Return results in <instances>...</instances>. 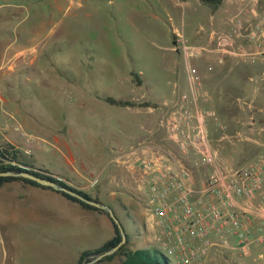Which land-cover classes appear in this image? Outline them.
Masks as SVG:
<instances>
[{"label": "rangeland", "instance_id": "374dc122", "mask_svg": "<svg viewBox=\"0 0 264 264\" xmlns=\"http://www.w3.org/2000/svg\"><path fill=\"white\" fill-rule=\"evenodd\" d=\"M210 15L200 0H0V140L20 147L35 168L78 187L90 182L111 146L128 149L149 128L161 127L160 110L104 98L161 102L173 87L174 70L186 69L181 52L169 49L172 26L189 44L206 47V55ZM120 116L128 121L126 135L120 134ZM214 130L213 148L232 162L237 140H221ZM88 192L98 198L94 188ZM122 200L123 206L112 205L130 238L138 224L128 215V197ZM70 204L61 193L20 180L0 186V264H52L62 244L70 251L72 242L99 245L112 233L106 219L81 228L85 222ZM135 209L146 217L142 205ZM168 262L177 264L170 256Z\"/></svg>", "mask_w": 264, "mask_h": 264}, {"label": "built area", "instance_id": "2783aa9c", "mask_svg": "<svg viewBox=\"0 0 264 264\" xmlns=\"http://www.w3.org/2000/svg\"><path fill=\"white\" fill-rule=\"evenodd\" d=\"M210 37L218 49L256 62L264 56V9L252 19L235 15L228 32L212 30ZM174 39L175 50L188 58L204 48L189 44L179 32ZM189 69L196 92L201 77L196 67ZM205 115L219 121L213 111H203L194 123L187 107L177 119H166L163 125L174 134L180 153L157 147L137 162L146 195V223L166 258L173 257L177 264H219V254L228 247L249 254L254 245H264V156L243 167H228L206 144ZM145 147L140 144L127 151L135 154ZM194 148L200 152L191 166L188 159ZM203 167L209 172L198 181L194 169Z\"/></svg>", "mask_w": 264, "mask_h": 264}, {"label": "crops", "instance_id": "0c3cea01", "mask_svg": "<svg viewBox=\"0 0 264 264\" xmlns=\"http://www.w3.org/2000/svg\"><path fill=\"white\" fill-rule=\"evenodd\" d=\"M182 2L186 4L190 0H182ZM263 9L264 0H224L218 9L212 10L210 8L211 15L209 24L214 27L213 30L228 32L235 15H240L245 19H252ZM215 27H218V29ZM202 28L206 30L205 25H202ZM178 32L184 36V33L173 25V42ZM208 43L210 48H207L208 52L206 55L201 53L188 58L181 52L186 67L185 73L181 74L174 70L176 78L173 81V87L169 94L161 102H155V107H146L153 112L157 110L161 111V119L159 122L161 127L149 128L147 133L145 135L143 134L137 142L132 143L128 149H124L122 146H111L109 156L105 158L102 168L93 176L90 182L86 184L78 183L81 184L78 187L75 185L77 182L70 181L67 178L66 182L82 188L86 192L94 188V192L96 191L100 201L112 207V204L117 202L123 206L122 199L124 195L128 197L129 201L127 205L131 207L132 212L129 214L127 212V214L129 216L131 215L133 220L138 224V232L132 234L129 239L128 244L131 250L142 248L151 249V246L157 247L154 244L152 228L146 223V219L148 218L146 195L140 188L137 162L141 155L144 153L150 154L157 147L173 151L176 150L177 153H180V148L175 140L174 134H172L166 125H163L166 119H177L182 109L187 107L193 112L194 123H196L203 111H213L219 118L218 122L209 115L204 116L205 125L208 130L207 146L217 151L211 143V140H214L213 137L216 135L214 129L220 132L219 138L221 140L233 138L238 142L237 152H233L232 162L230 163L217 151L228 167H243L250 160L264 156V56L259 57L256 62L246 61L218 49L211 40V37ZM169 49L176 51L174 43ZM190 66L196 67L201 77V89L196 92L192 87ZM247 78H250L249 80L253 83L251 87L249 86ZM126 107L137 109L140 106ZM118 122L120 126H124V129L120 130V134L124 133L126 135L128 124L126 116H120ZM162 127L168 130V135H166ZM18 128L16 127V129ZM114 135L116 136L117 134L114 133ZM144 142L146 143L144 151L135 154L128 153L127 150L131 147L144 144ZM198 145L201 147L202 143L200 142ZM199 152L200 148H194L192 150L189 156L190 158L188 159L189 165L192 166L193 160L198 158ZM203 168L194 169L198 181L203 180L202 178L209 172V168H205V172L208 170L205 174L197 173V171H201ZM105 172L106 176L101 180L100 176ZM59 177L62 178L61 176ZM135 184L138 186V192L135 189ZM129 191L134 193V197L130 195L131 193ZM64 198L67 199L66 197ZM67 201L71 203L70 205L75 210L80 212V216L85 222L80 225L81 228L87 229L89 225L87 222H92L94 226L96 224L102 226L103 221L106 219L113 227V231L106 237H103L99 245L91 246L72 242L71 244L74 247L70 251L62 244L59 249L53 251L54 263L52 264H77L83 251L97 248L115 235L114 225L107 215L85 209L69 199ZM135 204L144 207L146 211L145 218L138 214V211L135 209ZM125 211L127 210L125 209ZM100 260L91 261L88 264H106V262H109L108 264H122L121 256H116L114 259L108 261ZM218 261L219 264H264V245H254L249 254H243L234 247H228L222 254H219ZM83 263L85 262L83 261L81 264Z\"/></svg>", "mask_w": 264, "mask_h": 264}, {"label": "trees", "instance_id": "16d2710c", "mask_svg": "<svg viewBox=\"0 0 264 264\" xmlns=\"http://www.w3.org/2000/svg\"><path fill=\"white\" fill-rule=\"evenodd\" d=\"M200 1L203 4L212 8V10H216L222 5L224 0H200ZM131 74L133 77V81L136 84L140 85L143 82L138 72L133 71L131 72ZM104 99L110 104L120 105V106H130V107H134V106L155 107L156 106V103H153L151 101L137 102L135 100H130V99H118L110 95L106 96ZM24 170L31 172L39 177L53 180L63 186H66L70 189H74L78 191L79 193L91 199L100 201L99 198L93 197L90 193L86 192L85 190H81V189H78L72 186L71 184L66 182L64 179L60 178L59 176L54 175V173H52L51 171L33 167L26 159V154L20 147H18L17 145H15L14 143L10 141L3 142L0 140V171L1 172H6V171L20 172ZM13 180H20L26 184L41 187L44 189H51L53 191L59 192L67 199L79 204L81 207L88 209V210H93V211L105 214L111 219L114 225V228H115V235L111 239L104 242L101 246L83 251L80 255V258L77 264H81L83 261L84 262L90 261L93 258V256L110 250L111 248L116 246L121 241L122 236H121L120 230L118 226L115 224V222L113 221V219L111 218V216L109 215L108 211L102 208L93 206L85 202L84 200L77 198L76 196L70 195L61 190H56L52 186L40 184L39 182L33 179H30V178H27V177L0 175V186H3L7 182H10ZM129 239L130 238L128 236L127 242L125 244H123L114 253L105 255L103 258H101L100 261H108V260L114 259L116 256H121L122 264H169L168 259L163 254L162 250L157 247H154V250H151L148 248H142V249H136V250H126V246L129 243Z\"/></svg>", "mask_w": 264, "mask_h": 264}, {"label": "water", "instance_id": "95a60500", "mask_svg": "<svg viewBox=\"0 0 264 264\" xmlns=\"http://www.w3.org/2000/svg\"><path fill=\"white\" fill-rule=\"evenodd\" d=\"M0 175L27 177V178L33 179V180L39 182L40 184L52 186L56 190L64 191V192H66V193H68L70 195L76 196L77 198H79L81 200H84L85 202H87V203H89V204H91L93 206L102 208V209H104V210L109 212V215L111 216V218L113 219V221L115 222V224L118 226V228L120 230L122 239L116 246H114L110 250L93 256V258L90 261H87V262H85L83 264H88L91 261H96V260H99V259L103 258L105 255L112 254L116 250H118L123 244H125L127 242L128 234H127V232L125 230V227L123 226L122 222L120 221V219H119L118 215L116 214L114 208L112 206H110L109 204L103 203V202L95 200V199H91V198L79 193L78 191H76L74 189H70V188H68L66 186H63V185L53 181V180L39 177V176H37V175H35V174L31 173V172L25 171V170L24 171H20V172H16V171L1 172L0 171Z\"/></svg>", "mask_w": 264, "mask_h": 264}]
</instances>
